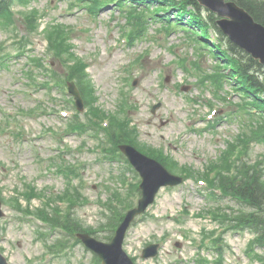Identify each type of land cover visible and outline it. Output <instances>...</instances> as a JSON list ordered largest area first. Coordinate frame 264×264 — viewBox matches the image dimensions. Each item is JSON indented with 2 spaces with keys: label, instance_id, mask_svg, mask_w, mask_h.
Segmentation results:
<instances>
[{
  "label": "rangeland",
  "instance_id": "374dc122",
  "mask_svg": "<svg viewBox=\"0 0 264 264\" xmlns=\"http://www.w3.org/2000/svg\"><path fill=\"white\" fill-rule=\"evenodd\" d=\"M89 3L15 0L10 19L0 23V198L5 213L0 217V251L8 264H101L97 253L69 235L70 231L50 229L29 215L44 207L40 196L64 195L67 202L58 205L57 215L53 202L49 212L61 222L67 212L78 225L98 231L111 189L125 191L112 175L124 170L122 165L100 161L95 153L98 142L90 134L66 133L73 119H65L60 112L67 110L71 115L75 109L68 104L71 96L62 91L72 71L87 84L93 116H100L105 124L109 115L130 119L129 127H137L133 133L138 140L164 149L165 155L188 170L189 176L179 172L185 178L180 186L162 189L131 226L124 249L134 262L262 264L257 257L263 251L249 249L253 236L230 226L239 208L236 200L199 181L203 174L211 181L213 168L222 170L224 176L243 164L262 166L264 172V141L253 137L255 117L236 107L240 97L233 82L220 79L226 73L213 52L204 49L197 28L192 33L188 23L162 20L163 13L154 11L137 19L143 9L133 8L132 2L123 9L108 5L99 11H93ZM19 38L24 40L16 44ZM60 40L72 53H67L66 60L61 58L65 55ZM42 61L53 73L47 74ZM50 80L55 83L52 88L45 86ZM155 105L160 106L154 112ZM42 107L44 113L35 112ZM89 107L87 102L83 120L92 114ZM121 120L116 119L125 122ZM17 130L23 133L14 136ZM65 150L66 161L85 165L83 182H75L83 188L80 202L73 188L75 197L69 202V184L55 168ZM57 157L55 163L50 162ZM127 177L131 185L140 179L135 172ZM135 190L130 192L136 205L140 196ZM98 234L97 239L106 242L107 234ZM150 244H159V253L144 259L143 251ZM56 248L65 249L58 254Z\"/></svg>",
  "mask_w": 264,
  "mask_h": 264
},
{
  "label": "trees",
  "instance_id": "16d2710c",
  "mask_svg": "<svg viewBox=\"0 0 264 264\" xmlns=\"http://www.w3.org/2000/svg\"><path fill=\"white\" fill-rule=\"evenodd\" d=\"M15 0H0V18L1 20L10 19L11 6ZM90 5L93 11L101 10L109 1L115 0H79ZM132 1L134 4L144 5L149 7L151 4H159L156 8L157 11H165L163 17H171V19H178L179 21H187L191 27L197 28L200 31L202 39L207 41V47L213 50L217 59L226 63L227 76H222L234 82V87L242 94L244 99L240 109L248 112V105H254L258 109V114L255 116L252 112L248 114L255 117L254 120H261L262 124L256 126L257 132L253 137H259V141H264V66L251 56L240 50L232 44L227 37L223 35L217 25L218 17L203 9L197 0H118V6L122 7L126 3ZM240 7L244 8L258 23L264 25V0H232ZM174 12H178L177 14ZM187 18V19H186ZM0 20V22H2ZM216 35L217 42H212V34ZM50 40V39H49ZM51 41V40H50ZM63 47L62 60H66L68 56L72 55L68 44L64 45L63 40L57 41ZM60 53V54H61ZM69 53L70 55H68ZM73 69V67H71ZM72 71V70H71ZM71 79H76L80 84V91L86 98L91 111L93 112V105L90 102L92 98L88 89V96L86 95L87 84L85 80L72 71ZM85 72H83L84 74ZM246 98L250 100L247 101ZM95 117V116H94ZM96 116V123L99 119ZM101 118V117H100ZM117 119V118H116ZM112 119L110 127L104 129L106 136L113 144L112 154L118 155V146L122 143H130L135 146L140 145L138 138L131 132L130 128L125 123H120ZM120 120V119H118ZM122 121V120H121ZM71 128H80L77 119H73L70 123ZM88 129H91L88 127ZM261 129V132L259 131ZM147 149L145 146H143ZM123 158V156H119ZM163 157V156H162ZM156 156L164 165L170 168L169 163L165 162V158ZM243 168V169H242ZM66 176L70 181L75 178V170L66 167ZM212 186H218L226 195L232 197L241 203L242 211L235 217L233 223L236 224L237 229L249 230L255 235L253 241L256 246L264 249V172L263 167L260 166H246L240 165L238 173L233 177L224 176L219 174ZM70 191L68 192V194ZM243 205V207H242ZM131 208V206H128ZM111 215L107 217L106 222L101 225V229L95 231L94 229L84 228L83 225H78L70 214L67 215L63 223L58 218L50 216L46 213V221H51L52 224L56 223L64 226L67 232H89L94 236H98L99 232L106 233L104 237L106 240L112 238L116 227L120 224L124 217V210H118L117 213L114 208L108 207ZM114 211V212H112ZM42 215V214H39ZM45 215V214H44ZM40 217V216H39ZM41 218V217H40ZM44 219L45 216H42ZM57 219V220H56ZM54 225V224H53ZM72 226V227H71ZM262 260V258H259Z\"/></svg>",
  "mask_w": 264,
  "mask_h": 264
},
{
  "label": "water",
  "instance_id": "95a60500",
  "mask_svg": "<svg viewBox=\"0 0 264 264\" xmlns=\"http://www.w3.org/2000/svg\"><path fill=\"white\" fill-rule=\"evenodd\" d=\"M200 4L217 13L221 19L218 24L229 39L241 49L249 53L254 59L264 65V25L255 19L235 2L226 0H198ZM70 91L77 98L79 105L82 104L79 92L72 84ZM157 108V107H155ZM123 152L128 156L131 163L143 176V197L139 206L131 210L124 222L118 228L112 242L104 243L97 241L88 234H79L84 244L95 251L103 264H134L123 249V242L127 230L135 217L142 214L147 207L154 202L161 187L175 186L182 183V179L170 174L161 164L143 156L131 146H122ZM0 216H3L0 201ZM158 246L148 247L143 254L144 258L156 256ZM0 264H7L0 254Z\"/></svg>",
  "mask_w": 264,
  "mask_h": 264
}]
</instances>
